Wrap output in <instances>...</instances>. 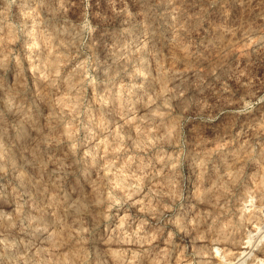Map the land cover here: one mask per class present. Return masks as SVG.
Wrapping results in <instances>:
<instances>
[{
    "label": "clouds",
    "instance_id": "9594fccd",
    "mask_svg": "<svg viewBox=\"0 0 264 264\" xmlns=\"http://www.w3.org/2000/svg\"><path fill=\"white\" fill-rule=\"evenodd\" d=\"M0 264H264V0H0Z\"/></svg>",
    "mask_w": 264,
    "mask_h": 264
}]
</instances>
